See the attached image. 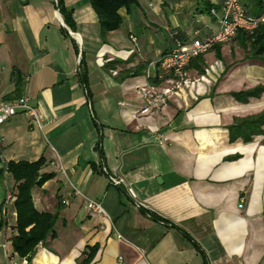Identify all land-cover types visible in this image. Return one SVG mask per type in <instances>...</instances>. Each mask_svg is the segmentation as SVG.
<instances>
[{
	"label": "crops",
	"instance_id": "crops-1",
	"mask_svg": "<svg viewBox=\"0 0 264 264\" xmlns=\"http://www.w3.org/2000/svg\"><path fill=\"white\" fill-rule=\"evenodd\" d=\"M62 1L75 38L62 33L56 0H0V103L19 77L44 116L42 132L24 115L0 126V170L43 159L39 173L52 177L32 202L57 216L30 264H264V133L232 142L229 131L264 112V92L233 96L264 87V61L235 37L162 81L172 89L164 102L142 92L174 38L217 31L207 9L219 0H137L105 38L89 0ZM4 176L14 196L5 205L0 194V264H28L7 249L16 191Z\"/></svg>",
	"mask_w": 264,
	"mask_h": 264
},
{
	"label": "trees",
	"instance_id": "trees-1",
	"mask_svg": "<svg viewBox=\"0 0 264 264\" xmlns=\"http://www.w3.org/2000/svg\"><path fill=\"white\" fill-rule=\"evenodd\" d=\"M89 3L98 17L100 34L102 38H105L110 32L118 30L122 24L118 11L121 8H128L132 4L137 5V0H89ZM243 5L250 15H258L264 11V0H249L248 4L243 2ZM56 8L62 16L64 24L72 32H75L72 13L65 9L62 0H56ZM211 9V7L207 9L209 14ZM62 33L68 37L64 29H62ZM235 37L239 38L240 46L244 50H248L250 57L264 61V24L258 26L252 33L239 31ZM193 63L202 64V56L193 60L191 65ZM200 72L203 73L202 70ZM80 76L83 84L87 85L86 73L82 72ZM150 82L152 83V81ZM23 86L24 84L18 77L14 84V90L3 97V102L21 98L23 96ZM262 92H264V87H257L246 92L233 94V96L239 102H247L249 98L258 97ZM262 126H264V112L246 119L236 120L235 125L229 128L230 141L234 142L241 138L244 142H250L252 135L264 133L260 129ZM43 164V159L34 163L9 162L6 164L5 169L0 170V179L4 172L7 173L13 181L16 191L14 200L16 211L14 229L16 234L11 239L12 251L19 258L26 259L28 264L31 263L37 246L52 236L57 220L56 214L37 212L32 202V189L35 186H42L52 177L51 175H40L39 172ZM5 227L6 221L1 218L0 231Z\"/></svg>",
	"mask_w": 264,
	"mask_h": 264
},
{
	"label": "built area",
	"instance_id": "built-area-1",
	"mask_svg": "<svg viewBox=\"0 0 264 264\" xmlns=\"http://www.w3.org/2000/svg\"><path fill=\"white\" fill-rule=\"evenodd\" d=\"M218 2L219 10L212 8L210 11V15L216 18L218 27L216 32L202 37L196 32L191 37L174 38V48L160 57L155 63L156 76L151 78L149 72L146 73L149 82L153 80L157 83H150L146 88L142 89L147 104H160L171 95V88L158 89L160 83L166 78L168 79L172 75L183 77L185 69L196 58L207 54L216 46L229 43L239 31L252 33L258 26L264 24V11L258 15H250L246 11L242 0H219ZM16 115L28 117L39 131H43L44 116L30 103L29 98L22 96L13 101L0 103V126ZM155 140L162 142L163 137L157 135ZM102 172L107 173V170L103 168ZM111 184L113 186H121L123 181L115 178L111 179ZM72 190L73 195L83 197L78 189L72 187ZM12 200L13 197L7 195L4 200L5 205H8ZM86 207L96 214H104L100 204L96 201L86 199ZM137 207H142V205L138 204ZM8 264L17 263L13 257H8Z\"/></svg>",
	"mask_w": 264,
	"mask_h": 264
},
{
	"label": "rangeland",
	"instance_id": "rangeland-1",
	"mask_svg": "<svg viewBox=\"0 0 264 264\" xmlns=\"http://www.w3.org/2000/svg\"><path fill=\"white\" fill-rule=\"evenodd\" d=\"M4 181L5 182H3V183L0 182V194H3L4 191L6 190V191L9 192L8 195H10L11 197H13L14 196V193H13L14 192V190H13L14 189V186L13 187H10L8 176H4ZM7 249H8V251H10V249H11L10 242H7Z\"/></svg>",
	"mask_w": 264,
	"mask_h": 264
},
{
	"label": "water",
	"instance_id": "water-1",
	"mask_svg": "<svg viewBox=\"0 0 264 264\" xmlns=\"http://www.w3.org/2000/svg\"><path fill=\"white\" fill-rule=\"evenodd\" d=\"M60 21H61V24H62V27H63V29L70 35V36H73L74 38H75V35L74 34H72L71 32H70V30H69V28L64 24V21H63V19L60 17ZM80 48H81V45H80ZM82 50V49H81ZM80 53H81V51H80ZM159 181V180H158Z\"/></svg>",
	"mask_w": 264,
	"mask_h": 264
}]
</instances>
